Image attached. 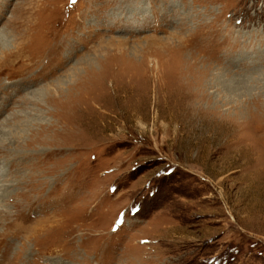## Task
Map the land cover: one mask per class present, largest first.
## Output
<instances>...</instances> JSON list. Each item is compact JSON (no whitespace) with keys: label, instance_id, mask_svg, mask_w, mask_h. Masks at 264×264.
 Instances as JSON below:
<instances>
[{"label":"rangeland","instance_id":"rangeland-1","mask_svg":"<svg viewBox=\"0 0 264 264\" xmlns=\"http://www.w3.org/2000/svg\"><path fill=\"white\" fill-rule=\"evenodd\" d=\"M69 7L0 0V264H264V0Z\"/></svg>","mask_w":264,"mask_h":264},{"label":"bare ground","instance_id":"bare-ground-1","mask_svg":"<svg viewBox=\"0 0 264 264\" xmlns=\"http://www.w3.org/2000/svg\"><path fill=\"white\" fill-rule=\"evenodd\" d=\"M20 55H21V53H18L16 58H18ZM20 196H21V195H20ZM33 201H34V200H33ZM33 201L30 202L31 205L33 204V203H32ZM7 246H8V245H7ZM7 246L5 245V246L3 247L4 250L1 252L2 256L5 255V254L7 253ZM9 246H10V245H9ZM9 246H8V248H9ZM1 250H2V249H1ZM8 264H10V263H8Z\"/></svg>","mask_w":264,"mask_h":264},{"label":"snow or ice","instance_id":"snow-or-ice-1","mask_svg":"<svg viewBox=\"0 0 264 264\" xmlns=\"http://www.w3.org/2000/svg\"><path fill=\"white\" fill-rule=\"evenodd\" d=\"M73 2H75V0H73Z\"/></svg>","mask_w":264,"mask_h":264}]
</instances>
